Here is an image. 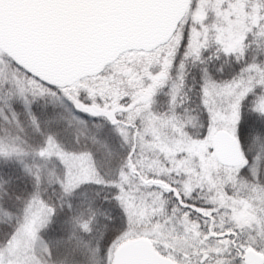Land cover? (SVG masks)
<instances>
[{
  "label": "snow or ice",
  "instance_id": "snow-or-ice-1",
  "mask_svg": "<svg viewBox=\"0 0 264 264\" xmlns=\"http://www.w3.org/2000/svg\"><path fill=\"white\" fill-rule=\"evenodd\" d=\"M0 264H264V0H0Z\"/></svg>",
  "mask_w": 264,
  "mask_h": 264
}]
</instances>
